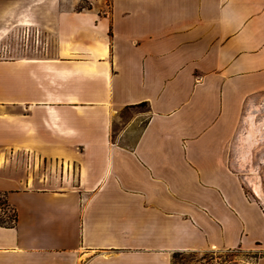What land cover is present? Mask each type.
<instances>
[{
  "label": "crops",
  "instance_id": "1",
  "mask_svg": "<svg viewBox=\"0 0 264 264\" xmlns=\"http://www.w3.org/2000/svg\"><path fill=\"white\" fill-rule=\"evenodd\" d=\"M80 1L0 0V193L17 214L0 264H264L262 196L230 157L244 123L243 164L264 137V0ZM26 30L39 43L15 46Z\"/></svg>",
  "mask_w": 264,
  "mask_h": 264
},
{
  "label": "rangeland",
  "instance_id": "2",
  "mask_svg": "<svg viewBox=\"0 0 264 264\" xmlns=\"http://www.w3.org/2000/svg\"><path fill=\"white\" fill-rule=\"evenodd\" d=\"M109 1V0H108ZM89 0H81L78 4V7L89 6ZM41 44H44L45 39H40ZM39 43V38L33 36V32H21L18 34V37L13 39V44L17 47H27L30 45H37ZM145 110L144 108H134V109H125L123 110L118 117V120L114 124L113 136L114 138L119 137V132L123 126L128 124L132 118H134L135 114L142 112ZM264 118V110L262 114H260ZM258 115V116H260ZM257 116V118H258ZM245 120V119H244ZM142 125L144 124V117L141 116ZM245 125V123H244ZM239 132L238 141L237 138L234 139V144L232 146L234 149L230 152V157L236 161L239 159L241 165H236L235 168L244 174L246 178L244 182V187L248 192L255 194L257 193L253 190L254 185L250 179V176H254V170L258 172L261 180L262 186V197L260 200L264 203V164L259 163L260 158L264 157V137L259 140L256 144L255 148H253V158L252 154L247 164H243L241 161V132L244 128ZM238 144L240 150H238ZM252 176V177H253ZM259 197V196H258ZM260 198V197H259ZM14 211L13 208L6 203V196L0 193V220L2 221H10V216H13ZM261 256L256 250H242V249H223V250H205V251H175L171 255V264H254L256 260Z\"/></svg>",
  "mask_w": 264,
  "mask_h": 264
},
{
  "label": "bare ground",
  "instance_id": "3",
  "mask_svg": "<svg viewBox=\"0 0 264 264\" xmlns=\"http://www.w3.org/2000/svg\"><path fill=\"white\" fill-rule=\"evenodd\" d=\"M248 121H249V124L247 126V130H246L244 136L242 137V144L244 146V151H243L244 159H245V157L249 156L250 151H251L254 143L257 140V135L260 132V126H261V124L256 122L253 113L249 114ZM252 176L250 177L252 183L254 184L257 192L260 195H262V186H261L260 177L258 175H254L253 177Z\"/></svg>",
  "mask_w": 264,
  "mask_h": 264
},
{
  "label": "trees",
  "instance_id": "4",
  "mask_svg": "<svg viewBox=\"0 0 264 264\" xmlns=\"http://www.w3.org/2000/svg\"><path fill=\"white\" fill-rule=\"evenodd\" d=\"M143 104H146V103H142L141 105H143ZM1 194H3V193H1ZM6 203L9 204L7 198H6ZM13 211H14V214H13V216H10V221L4 222V221L0 220V224L5 225V226H13L17 221V214H16V211L14 210V208H13Z\"/></svg>",
  "mask_w": 264,
  "mask_h": 264
}]
</instances>
